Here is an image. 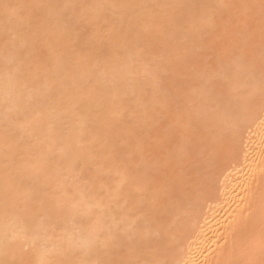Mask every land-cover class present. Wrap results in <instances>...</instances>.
Segmentation results:
<instances>
[{
	"label": "bare ground",
	"instance_id": "bare-ground-1",
	"mask_svg": "<svg viewBox=\"0 0 264 264\" xmlns=\"http://www.w3.org/2000/svg\"><path fill=\"white\" fill-rule=\"evenodd\" d=\"M0 264H264V0H0Z\"/></svg>",
	"mask_w": 264,
	"mask_h": 264
}]
</instances>
